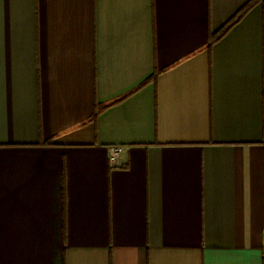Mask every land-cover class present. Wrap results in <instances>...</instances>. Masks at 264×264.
<instances>
[{
  "label": "crops",
  "instance_id": "crops-1",
  "mask_svg": "<svg viewBox=\"0 0 264 264\" xmlns=\"http://www.w3.org/2000/svg\"><path fill=\"white\" fill-rule=\"evenodd\" d=\"M246 1L0 0V264H264Z\"/></svg>",
  "mask_w": 264,
  "mask_h": 264
},
{
  "label": "trees",
  "instance_id": "trees-1",
  "mask_svg": "<svg viewBox=\"0 0 264 264\" xmlns=\"http://www.w3.org/2000/svg\"><path fill=\"white\" fill-rule=\"evenodd\" d=\"M261 1H263V0H248V1H246L235 12V14L231 18H229V20L223 26H221L217 31L209 34L208 41H207V47H210L219 38H221L230 29V27H232L235 23H237L255 4H257L258 2H261ZM155 76H156V71L153 73V75L151 77H149V79H147L144 82H142L136 89H134L133 91H131L128 94H132L133 92L139 90L145 84H147L148 82L154 80ZM127 95H124L123 97L118 98V99L114 100L113 102H111L109 104L112 105V104L118 103V102L122 101Z\"/></svg>",
  "mask_w": 264,
  "mask_h": 264
},
{
  "label": "built area",
  "instance_id": "built-area-1",
  "mask_svg": "<svg viewBox=\"0 0 264 264\" xmlns=\"http://www.w3.org/2000/svg\"><path fill=\"white\" fill-rule=\"evenodd\" d=\"M121 151V146H113L109 148V159L112 163H114Z\"/></svg>",
  "mask_w": 264,
  "mask_h": 264
}]
</instances>
